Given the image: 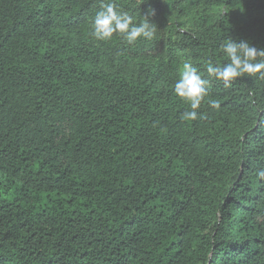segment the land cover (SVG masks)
Masks as SVG:
<instances>
[{"label": "trees", "instance_id": "16d2710c", "mask_svg": "<svg viewBox=\"0 0 264 264\" xmlns=\"http://www.w3.org/2000/svg\"><path fill=\"white\" fill-rule=\"evenodd\" d=\"M109 2L155 37L94 38ZM229 38L264 0H0V264H264V79L174 93Z\"/></svg>", "mask_w": 264, "mask_h": 264}, {"label": "clouds", "instance_id": "9594fccd", "mask_svg": "<svg viewBox=\"0 0 264 264\" xmlns=\"http://www.w3.org/2000/svg\"><path fill=\"white\" fill-rule=\"evenodd\" d=\"M154 12L150 7L148 13L143 14L144 19L136 22L132 15L120 10L114 2L102 3L92 20V36L100 41H109L115 34H119L128 44H134L140 38L152 40L156 34V25L150 22L149 17ZM221 49L228 62L221 65L209 61L206 66L207 77L190 62L183 63L179 79L174 85V93L189 104V109L180 114L182 121H195L200 115L198 109L210 96V78L222 81L225 86H230L246 74L252 77L259 74L264 79V49H257L246 40L236 41L231 38L221 44ZM207 102L213 107H219L215 99H208ZM258 175L264 177V170L259 171Z\"/></svg>", "mask_w": 264, "mask_h": 264}, {"label": "rangeland", "instance_id": "374dc122", "mask_svg": "<svg viewBox=\"0 0 264 264\" xmlns=\"http://www.w3.org/2000/svg\"><path fill=\"white\" fill-rule=\"evenodd\" d=\"M263 14V13H262Z\"/></svg>", "mask_w": 264, "mask_h": 264}]
</instances>
